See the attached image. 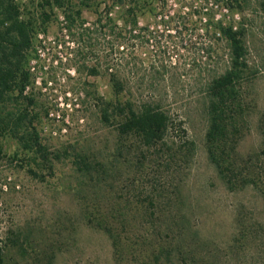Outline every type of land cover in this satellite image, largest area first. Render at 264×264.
<instances>
[{
	"label": "rangeland",
	"instance_id": "rangeland-1",
	"mask_svg": "<svg viewBox=\"0 0 264 264\" xmlns=\"http://www.w3.org/2000/svg\"><path fill=\"white\" fill-rule=\"evenodd\" d=\"M113 1L94 0L92 5L102 11ZM260 1L242 2L246 9L242 15L251 13L249 68L242 83L246 102L252 106L246 111L247 124L239 131H228L220 155L226 175L233 179L231 185L208 156L203 95L206 82L227 66L226 45L219 47L222 58L217 62L210 53L196 49L195 37H185L184 48L167 50L171 59L165 64L171 65V73L183 75V82L171 86L169 99L163 94V79L154 89L170 113L184 121L196 144L194 162L177 194L172 176L161 167L146 163L151 168L139 180H133L132 168L122 169L121 175L109 168L117 164L113 159L116 131L99 116L100 102L114 99L105 74L108 28L95 31L90 9L81 10L83 25L77 22L70 27L56 8L42 21L40 0H11L19 19L33 25L32 46L22 62L29 79L23 92L17 87L9 92L0 114L21 112L29 120L33 117L31 127L38 143L61 157L50 167L39 152L23 150L15 138L0 132V244L11 230L23 233L25 264H264V246L242 238L237 225L238 216L247 223L264 221V134L259 123L264 118V11L257 5ZM75 3L66 0L74 8ZM222 6H208V12L227 18ZM112 13L117 16L118 10ZM152 55L147 48L141 53L143 71L151 74L148 67L161 64L160 54ZM97 64L101 77L88 74ZM78 156L92 170H77ZM103 228L111 229L116 244Z\"/></svg>",
	"mask_w": 264,
	"mask_h": 264
},
{
	"label": "trees",
	"instance_id": "trees-1",
	"mask_svg": "<svg viewBox=\"0 0 264 264\" xmlns=\"http://www.w3.org/2000/svg\"><path fill=\"white\" fill-rule=\"evenodd\" d=\"M93 1L75 0L74 8L67 5L66 0H40L39 8L44 22L53 9L61 10L64 22L70 27L77 22L83 25L81 10L90 9L95 14V31L108 28L105 74L114 99L100 102L99 116L103 123L116 131L113 159L117 164L109 168H114L115 174L119 175L122 169L129 172L132 168L133 180H139L151 168L148 167L150 164L161 167L172 176L176 183L174 191L178 194L194 162L196 144L184 121L170 113L160 101L161 93L154 88L163 79V94L169 99L171 86L183 82V75L171 73V65L165 63L171 59L167 50L184 48V38L188 36L198 38L195 40L199 45L196 49L206 55L210 53L208 56L216 62L222 58L219 47L226 45L224 59L227 66L206 82L203 95L208 120L205 132L208 156L225 183L231 185L233 179L226 175L220 155L228 131H239L247 124L246 111L249 113L252 106L246 102L242 83L249 68L247 20L251 16V13L242 15L246 11L242 4L245 0H174L175 3H169V0H115L111 7H104L102 11L98 6L93 7ZM217 4H223L222 8L229 13L227 18L221 19L215 12H208V6L217 7ZM257 5L264 11V0ZM115 8L117 16L112 13ZM32 33L31 21L19 19L18 7L11 0H0V104L10 99L9 92L16 91L15 87L23 92L27 85L29 78L27 72L22 71V62L32 46ZM76 42L80 45L79 40ZM144 48L153 54L152 57L160 54L161 64L148 67L153 75L143 71L141 53ZM88 74L103 75L99 64L90 67ZM123 95L126 97L121 100ZM27 119L26 113L21 112L15 116L9 112L0 114V132L15 138L23 150L39 152L40 158L52 167V162L59 159L61 153H51L41 146L31 127L34 118ZM23 122L29 123V127H24ZM259 123L264 134V118ZM262 154L264 157V149ZM86 162L85 158L78 156L75 161L77 170L83 173L92 170ZM237 225L242 238L247 236L252 243L264 246V221L247 223L238 216ZM103 230L116 244L111 229ZM23 237L20 231H9L5 242L0 244V264L27 262Z\"/></svg>",
	"mask_w": 264,
	"mask_h": 264
}]
</instances>
